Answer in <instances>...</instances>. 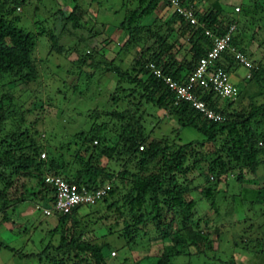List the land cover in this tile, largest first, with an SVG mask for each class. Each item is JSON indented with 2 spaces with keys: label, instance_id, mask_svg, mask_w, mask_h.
Listing matches in <instances>:
<instances>
[{
  "label": "trees",
  "instance_id": "trees-1",
  "mask_svg": "<svg viewBox=\"0 0 264 264\" xmlns=\"http://www.w3.org/2000/svg\"><path fill=\"white\" fill-rule=\"evenodd\" d=\"M28 1L0 0V76L17 75L18 80L27 85L37 77L36 54L45 53L44 57H46L58 53L64 55L65 60H69L68 62H71L80 74L83 71H96L104 66L105 69L100 68V73H103L107 80L117 77L120 81L117 82L119 90H114L109 95L110 109L105 107L95 108L93 111L89 109L87 114L92 123L87 130L81 128L57 147L47 145L44 126L38 132L43 135V142L34 139L36 131L22 130L20 123L23 113H17L11 95H8L9 92L0 94V130L10 126L9 131L0 136V211L9 204L25 200L26 197L40 200L44 194L51 193L52 189L44 180L46 174L59 175L68 182L85 185L88 188L108 182L110 189L100 201L105 203L109 199L112 200L109 206L115 208L116 214L110 218H119L124 212L129 216V219L126 215L122 216L121 236L125 242L116 245V249L129 247L134 235L149 237L173 233L172 237L176 245L187 248L189 252L187 254L200 253L199 243L205 239V235L198 229L199 220L195 221L196 228L192 226L191 221L192 210L197 205V201L190 196L188 184L179 182V179L185 176L189 169L185 165L187 152H193L192 145L195 142L200 144L203 142L197 139L177 145H166L165 139L160 142L154 139L145 142L144 130L136 119L142 110V104L134 102L136 99L139 101L143 99L144 103L163 109L168 116L176 119L179 128H176L175 134L181 128H190L201 133L205 138L203 141L214 143L215 152L212 154L215 156L212 159L205 160L206 156H202L193 163L201 164V168L198 167L201 170L199 174L207 183L199 192L203 195L204 198L201 199L204 202L214 205L215 194L218 191L215 186L220 180L225 182L224 187L228 188V191H231L229 185L232 182L233 185L239 186V188L234 186L231 195L238 203L245 199L251 203L264 199V182L260 184V179L256 175L258 168L264 166V60H252L253 53L247 49V44H250L254 33L264 28V0H252L239 5V12H243L239 20L222 17L219 10L213 9L217 8V5L210 4L211 6L199 10L195 0H136L137 4L130 8L127 7L129 0H117L118 8L123 10V17L118 26L125 31L127 39L118 37L119 47L116 54L126 53L133 56L127 71L116 65L114 58L107 61L102 56L97 57L98 51L93 48L95 47L93 39L99 37L100 33L97 30L98 23L94 22L93 25V21L96 20L93 19L94 12L81 23L89 8L102 7L101 0H70L69 2L64 0L61 5L59 0H47L50 3L36 0L40 2L39 7H43L42 11H46L43 15L47 14V16L43 21H32V15L34 17L39 8L35 5L30 10V7H27ZM70 2L72 6L68 9ZM91 2H95L96 6L90 5ZM113 2L114 0L110 3ZM163 4L169 12L158 26H165L168 34L171 32V26L177 22L179 24L177 37L188 36L187 46L181 45L172 53L168 52L171 45H165L167 36L158 34L159 28L152 29L156 24L151 25L152 28L140 26V22L146 17L158 13ZM62 8H67L69 12L65 13ZM176 8H193L198 23L204 26L189 25ZM51 16L53 24L46 27L45 24L49 21L47 18ZM30 19L34 25L38 24L39 28H35L37 30L29 27ZM259 21L262 24L258 23L252 28V25ZM232 25L234 27L230 29ZM203 28L209 29L213 35H229L228 46L218 56L215 67L226 74L234 73L239 66L242 67L239 57L246 58L251 63L247 69L249 76L248 78L244 76V81L258 87L257 94H247V106L239 109L232 107L231 102H223V99L213 95L211 91L202 94L206 104L214 107L215 111L222 115L221 121L203 118L185 101L175 104L173 93L166 89L162 81L151 74L146 67L152 62L173 79L182 81L192 71L197 59L204 54L207 45L211 42V38L203 33ZM248 30L251 32L250 40H248ZM139 31H145V34L150 35L148 37L150 40L154 38L153 42L157 45V50L153 47L140 49ZM64 37H68L70 42L63 41ZM42 38H46L49 42L46 48L39 45ZM80 45L85 48L83 52L78 50ZM38 49L41 50L38 52ZM130 50H134V55ZM71 53H76L72 59L69 58ZM93 74L94 72L89 76ZM122 80L134 86L131 89L121 88L124 82ZM78 87L79 85L72 84L66 89L75 92ZM244 93V89L237 88L236 96L242 98ZM259 96L263 99H259ZM125 99H129L126 105ZM257 99L260 101H256ZM116 105H122L121 110H118ZM39 109H42L41 105ZM98 119L103 121L98 122ZM111 121L115 124L111 128L117 141L115 145L107 146L109 139L103 133L108 129L107 126ZM177 139L180 141L179 137ZM216 141H218L217 146ZM143 143L147 145L139 149L138 147ZM70 145L74 146L72 150ZM67 150L71 153L65 156L63 151ZM41 154L44 156L41 157ZM114 154L117 156L116 160L120 158V162L123 163L121 169L115 173L97 164L100 158L111 159L114 158ZM233 162L234 166L230 165ZM73 164L76 168H71ZM130 165H133L132 168ZM254 181L258 183L257 188L250 189L243 185ZM80 206L84 205L72 208L70 213L57 216V226L63 225L65 231L60 235L55 250L68 257L62 259L61 255L59 257L50 255V251L54 249L46 245L45 249L48 252L44 258L50 264H70L71 253H73L72 259L81 264H109L105 260L104 248L113 247L108 242L90 238L89 232L86 233L81 227L75 229L79 224L76 213ZM145 206L146 208L148 206L149 210H145ZM105 218L107 219L106 216ZM6 219L3 214L2 221ZM67 221H71L70 226L65 224L68 223ZM148 223L151 224L149 229L146 227ZM174 223L177 229L171 232ZM56 231L57 227L53 228L51 233ZM0 247L13 250L12 247L2 243ZM192 248H195V252ZM178 254L177 249H170L169 254L162 255L155 264H166L170 257ZM117 256H109V259Z\"/></svg>",
  "mask_w": 264,
  "mask_h": 264
},
{
  "label": "rangeland",
  "instance_id": "rangeland-1",
  "mask_svg": "<svg viewBox=\"0 0 264 264\" xmlns=\"http://www.w3.org/2000/svg\"><path fill=\"white\" fill-rule=\"evenodd\" d=\"M43 1L47 2V0ZM59 1L60 5L64 2V0ZM69 1L67 0V2ZM111 1L101 0V9L89 8L81 19V23L94 12L95 18L93 19L96 20L93 21V25L94 22L98 23L97 30L100 33L99 37L93 39V44L95 45L93 48L98 51L97 57L100 58L99 56H102L107 61L114 58V63L122 70L127 71L129 70L130 60L133 56L126 53L116 54L119 47L117 43L118 37L123 40L127 39L125 31L118 26L123 17V10L118 8L119 4L117 0H114L113 3H110ZM251 1L195 0L196 4L198 3L199 10L211 6L210 4L217 5V8L213 9L219 10L222 17L228 19L236 18L237 20L241 18L243 12H239L235 8ZM28 2L27 7H30V10L35 5L39 8L37 14H34V17L32 15V21H43L47 14L43 15L46 11H42L43 7H39L41 6L40 2H36V0H29ZM70 4V8L68 9H71L72 3L70 2ZM136 4V0H129L127 7L130 8ZM90 5L95 7L96 3L91 2ZM51 8H53V5ZM62 10L65 13L69 12L67 8H62ZM168 12L169 10L163 4L160 6L158 13L146 17L140 22V26L151 27V25L156 24V27L151 28L154 30L159 28L157 30L159 31L158 34L167 36L165 45H171L168 52L172 53L177 51V47L181 45L186 47L187 44H185L183 38L177 37V29L179 28L177 22L171 26V32L168 34L166 33L167 29L165 26H158ZM51 19L52 16L47 18L49 21L46 24L44 23L46 27L52 26ZM99 23L101 24L100 26ZM258 23L262 24L260 21L256 22L252 25V28H255ZM28 25L31 29L39 28L38 24L34 25L31 23V19L28 21ZM144 32L139 31L138 33V38L140 39L138 46L140 49L153 47L157 50V45L153 42L154 38L150 40L148 38L150 35ZM249 35H251L250 30H248V40H250ZM62 39L67 43L70 42L68 37ZM250 41V44H247V49L253 53V58L251 59L264 60V28L258 31V33L255 32ZM40 44L43 48L49 46L46 38H42ZM63 46L67 47V45ZM40 50L38 49L37 51L39 52ZM78 50L83 52L82 50H85V48L80 45ZM130 51L134 55V50ZM36 55L38 58L36 79L26 85L18 80L17 75L4 74L0 76V94L9 92L8 95H11L12 104L15 105L17 113H23L20 123L22 130L36 131L37 133L33 136L34 139L37 142H43V135L38 132L44 126V129H46L45 141L47 145L57 147L62 141L64 142L69 139L71 135L81 128L87 130L90 123H92L87 114L89 109L91 111L95 108L100 109L103 107L110 109L111 105L108 103V98L112 91L119 90V84L117 83L119 80L117 77H115L116 79L107 80L105 75L100 73V68L105 69L104 66L99 67L96 71H83L80 74L76 71L73 64L68 62L69 60H65L64 55L56 53L55 56L47 55V58L44 57L45 53H37ZM75 56L76 53H71L69 58L72 59ZM89 72H94V74L89 76ZM22 73L20 72V74ZM231 74L232 76L228 78L229 81L234 83L238 89H244L245 93L242 98L235 96L232 99L226 100L231 102V106L234 108L246 107L248 104L246 100L247 94H257L258 87L255 84H248L247 81V83L244 81L245 69L243 67L239 66ZM122 81L124 82L121 84V88L131 89L134 86V84L126 80ZM66 84L68 85L66 86ZM72 84L75 86L79 85L77 91L71 92L69 89H66ZM258 98L263 99L262 96ZM259 99L256 101H260ZM128 100L125 99V105ZM226 100L223 99L222 101ZM134 102L142 104V110L136 119L139 120L144 130L143 134L146 136L145 142L151 139L159 142L165 139L167 141L166 145L183 144L191 139L203 142L201 144L195 142L192 145L193 152H187L188 156L185 165L189 169L186 175L179 179V182L188 184L190 196L197 201V205L192 210L191 221L193 222V226L195 221L199 220L198 229L205 235V239L199 243L201 251L200 253L187 254L189 253L187 248L185 249L180 245H176L174 237H172L173 233L152 235L153 237L141 235L137 237L134 235V239L131 240L129 247L116 249V245L125 242V239L121 236V227L123 225L122 216L126 215V212L119 218H110V216H115L114 214H116L115 208L109 206L112 202L111 199L105 203L98 201L92 206H80L76 213L78 214L77 220L79 224L75 229L77 230L81 227L86 233L89 232L90 238L108 242L113 247L111 249L104 248L105 260L109 264H155V262L161 259L162 255L169 254L170 249H177L179 254L170 257L166 264H264V199L254 203L245 199L238 203L233 200L231 195L234 186L236 188H239V186L233 185L232 182L229 185L231 191H228V188L224 187L225 182L220 180L215 186V189L218 191L215 194L214 205H210L206 200L204 202L201 199L203 195L199 192H201L207 183L199 174L201 164L194 165L193 163L202 156H206L205 160L212 159L215 156L212 154V152H215L214 143L203 141L205 138L202 134L190 128H181L175 134V130L179 128V125L176 119L166 114L165 110L158 109L151 104H146L143 99L140 101L136 99ZM40 105L42 109H39ZM122 105H116V108L121 110ZM97 121L102 122L103 119H98ZM104 121L106 120L104 119ZM112 126H115V124L111 121L107 126L108 129L103 133L109 139L106 143L107 146L115 145L117 141L116 136L112 132ZM9 128L10 126L0 130V136L8 132ZM178 137L180 141H178ZM217 144L218 141H216V146ZM146 145L147 143H143L144 148ZM70 148L72 150L74 146L70 145ZM63 153L66 156L71 151L67 150L63 151ZM113 157L111 159L100 158L97 164L104 167L105 170L115 173L121 169L123 163L120 162V158L116 160V154ZM233 164L234 162L230 165L234 166ZM131 166L133 165H130V168H132ZM71 168H76V166L74 167L73 164ZM256 175L260 179L259 183L262 184L264 182V166L258 168ZM257 184V181H254L251 184L244 183L243 185L253 189L257 188ZM125 192L126 190H124ZM220 192L221 194H219ZM52 199V193L44 194L40 200L26 197L25 200L16 204H9L3 211H0V243L13 248V250H9L5 247H0V264H50L44 258L48 252L45 249L46 245L54 249L52 252L50 251V255L58 257L61 255V253L56 252L55 248L59 244L60 235L64 233L65 227L63 225L57 226L58 215L46 217L41 212L42 207L51 205ZM36 205H38V208ZM144 209L149 210V207L147 206L146 208L145 206ZM3 214L7 218L5 221H2ZM126 217L129 219L128 215ZM67 222L65 224L70 226L71 221ZM150 225L148 223L146 227L149 229ZM173 226H175V229ZM55 227H57V231L51 233ZM193 227L196 228L195 225ZM176 229V223L172 224L171 232ZM174 245H176L175 248ZM112 250L116 251L115 256H118L109 259ZM192 250L195 252V248H192ZM72 256L73 253H71V257L69 256L72 260L69 261L70 264H81L77 260H73ZM67 257L66 254L60 256L62 259H66Z\"/></svg>",
  "mask_w": 264,
  "mask_h": 264
},
{
  "label": "built area",
  "instance_id": "built-area-1",
  "mask_svg": "<svg viewBox=\"0 0 264 264\" xmlns=\"http://www.w3.org/2000/svg\"><path fill=\"white\" fill-rule=\"evenodd\" d=\"M176 10L182 14L189 24H197L193 8H176ZM233 27L234 26L232 25L230 29H233ZM204 34L211 38L210 45L208 46L205 55L199 58L195 70L183 81H177L170 76L164 75L161 70L155 67L152 63L149 64V68L154 75L162 78L167 88L173 92L175 104L180 101L188 102L205 118L220 121L223 117L206 104V101L202 98V94L206 93L205 89H209L210 85L211 90L219 94L221 97L235 92V88L224 80V75L219 69H217L214 74L209 73L207 69L208 66L218 57L220 52L228 46L229 35H213L209 29H204ZM239 60L247 67L250 66L247 60L243 57H239ZM206 77L210 80V85L208 84ZM197 86H202L199 87V94L196 91ZM94 143L96 142L94 141ZM139 148L141 149L142 145L139 146ZM43 156L44 154H41V157ZM44 180L53 190L51 205L41 208L42 214L46 217L70 213L72 208L79 205L94 204L103 198L110 189V185L107 183L100 187L88 188L85 185L68 182L62 176L53 174H46ZM115 253L116 252L112 250L110 255L113 256Z\"/></svg>",
  "mask_w": 264,
  "mask_h": 264
},
{
  "label": "clouds",
  "instance_id": "clouds-1",
  "mask_svg": "<svg viewBox=\"0 0 264 264\" xmlns=\"http://www.w3.org/2000/svg\"><path fill=\"white\" fill-rule=\"evenodd\" d=\"M237 11H239L238 10V7H236L235 8ZM197 19V18H196ZM185 21H187L186 19H184ZM187 23L189 24V22L187 21ZM197 24L200 26V27H203L204 26V24L203 25H201L200 24V22L198 23V20H197ZM189 25H191V24H189ZM196 25V24H195ZM193 27H194V25H192ZM204 29H207V28H203V33H204ZM208 37V36H207ZM184 40H185V44H187L188 43V36H186V37H184L183 38ZM210 45V44H209ZM209 45H207V47H206V49H205V51H204V54H202L201 56H203V55H205V53H206V50H207V48H208V46ZM224 50H226V49H224ZM224 50L222 51V52H224ZM222 52H220V54L222 53ZM219 54V55H220ZM218 55V56H219ZM200 56V57H201ZM199 57V58H200ZM199 58L197 59V61H196V63H195V65H194V67H193V69H192V71L184 78V79H186L188 76H190L191 75V73L195 70V68H196V65H197V62L199 61ZM218 59V57L214 60V62L212 63V64H210L209 66H208V72L209 73H212V74H214L215 72H216V70L217 69H219L221 72H222V74L224 75V80L225 81H227L232 87H234L235 88V92L234 93H232V94H230V95H226V96H223V97H221L219 94H217L216 92H213L212 90H211V85H210V80L208 79V77H206V80H207V82H208V84L210 85V88L208 89V88H206L205 90H206V93H208L209 91H211L212 92V94L213 95H218V97L219 98H221V99H232V98H234L235 96H236V92H237V87L234 85V83H232V82H230L229 81V77L230 76H232V74L231 73H225V72H223L220 68H216L215 67V63H216V60ZM244 59H246V58H244ZM247 60V62L250 64L251 63V61L250 60H248V59H246ZM150 63H152V62H149L147 65H146V67L148 68V70L150 71V73L151 74H153L152 72H151V69L149 68V64ZM152 64H154V63H152ZM154 66H155V64H154ZM156 67V66H155ZM242 67L245 69V74H244V76H245V78H248V76H249V74L247 73V69H248V67L246 66V65H244L243 63H242ZM158 68V67H157ZM158 69H160L161 70V72L164 74V75H166V76H170L169 74H167L165 71H163V69H161V68H158ZM154 75V74H153ZM156 76V75H155ZM157 77V76H156ZM171 77V76H170ZM161 81H162V83H163V85H164V87L166 88V89H168L167 88V86L165 85V83H164V81L162 80V78H160V77H158ZM172 78V77H171ZM173 79V78H172ZM183 79V80H184ZM174 80H176V79H174ZM182 80V81H183ZM178 81V80H177ZM199 87H202V86H199ZM198 86L196 87V91L198 92V94H199V88ZM202 89V88H201ZM169 90V89H168ZM171 93H173L171 90H169ZM173 96H174V94H173ZM225 102H229V101H225ZM188 103V102H187ZM191 106V105H190ZM208 106H210V105H208ZM210 107H212V106H210ZM213 109H214V107H212ZM215 110V109H214ZM166 112V111H165ZM198 112V111H197ZM217 112V111H216ZM221 115V114H220ZM222 116V115H221ZM202 117H204V116H202ZM205 118V117H204ZM223 120V119H222ZM221 121V120H220ZM93 143H94V141H93ZM142 147H143V145H142ZM139 148V147H138ZM140 149V148H139ZM46 183V182H45ZM105 183H107V184H109L108 182H105ZM104 183V184H105ZM103 185V184H102ZM110 185V184H109ZM98 187H100V186H98ZM51 188V187H50ZM52 189V188H51ZM109 191V190H108ZM53 192V190L51 191V193ZM107 194V193H106ZM106 194L103 196V198L106 196ZM100 200H102V198L100 199ZM100 200H98V201H100ZM97 201V202H98ZM96 202V203H97ZM96 203H94V204H96ZM94 204H90L89 206H91V205H94ZM85 206H88V205H85ZM36 207L38 208V205H36Z\"/></svg>",
  "mask_w": 264,
  "mask_h": 264
}]
</instances>
